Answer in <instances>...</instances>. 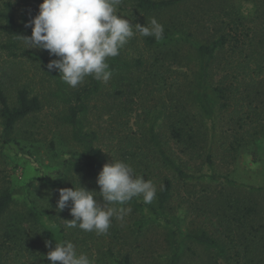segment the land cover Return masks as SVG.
<instances>
[{
	"label": "rangeland",
	"instance_id": "374dc122",
	"mask_svg": "<svg viewBox=\"0 0 264 264\" xmlns=\"http://www.w3.org/2000/svg\"><path fill=\"white\" fill-rule=\"evenodd\" d=\"M36 5L25 0H0V89L14 103L18 89L27 85L43 98L45 104L43 110L18 124L9 142L4 141L0 117V190H10L14 198L8 217L0 221V259L6 264H42L39 257H36L37 261L35 259L38 255H34L40 253L42 247V220L60 231L68 220L73 219L69 210L71 201L63 211L56 209L58 189L79 188L73 182L80 180V165L86 158L83 147L72 139L70 129L63 123L55 79H50L42 63L33 56L39 49H26L25 43L15 51L5 48L8 35L2 13L11 8L18 17ZM133 8L130 0H122L117 12L132 23ZM183 8L195 10L196 16L189 25L193 35L184 46L182 63L187 74H180V80L192 79L200 68L195 42L209 43L219 37L222 26L230 33L211 69V83L220 85L222 80L229 87L230 103L227 110L218 113V149L213 157L214 167L207 165L203 158L185 157L190 165L187 171L192 176L186 183L174 179L177 181L176 197L171 203L173 209L167 215L168 221L153 211L152 205L157 206L156 202L145 204L142 196L134 197L124 205L107 204L100 197L99 185L95 182L94 199L98 203L130 211L121 219L112 218L123 234L128 235L127 241L115 242L114 253L118 256L109 255V246L104 245L106 256L98 262L93 245L84 246V234L79 233L73 238L77 252L87 254L92 264H115L116 257L122 258L121 253H131L133 264H172L173 256L178 253L174 264H209L207 248L193 238L197 229L206 230L226 248L230 247L227 254H232L230 258L233 259L220 258L219 264H264V0H186ZM222 9L229 10V14ZM133 30L135 32L134 24ZM122 49L128 57L139 55L144 51L141 35L136 32ZM165 76L163 90L162 86L159 90L157 85L146 87L143 83L134 93L135 102L116 103L110 114L103 113L108 108L107 102H99L101 108L91 110L87 122L90 128L99 132L98 145L107 156L105 163H110L112 158L120 160L112 156L111 144L126 138L136 139L146 132L140 130V125L145 121L144 130H147L155 120L156 109L152 104L157 103L160 107L163 97L170 100L176 74L165 70ZM223 102L221 99V104ZM250 102L257 110L251 112L252 120L247 119L240 128L232 111L248 108ZM242 135L246 139L238 151L227 153L223 141ZM246 204L256 211L247 222L244 221L246 217L243 220L246 208L238 212L239 206ZM147 216L152 219L145 227L139 226V219ZM17 218H27L20 227L21 238L25 240L26 237L24 242L3 233V224ZM45 236L54 243L64 242L59 235ZM235 250L241 251L238 257Z\"/></svg>",
	"mask_w": 264,
	"mask_h": 264
},
{
	"label": "trees",
	"instance_id": "16d2710c",
	"mask_svg": "<svg viewBox=\"0 0 264 264\" xmlns=\"http://www.w3.org/2000/svg\"><path fill=\"white\" fill-rule=\"evenodd\" d=\"M25 1H32L37 5L18 17L11 12V8L2 13L5 21L4 29L8 35L5 48L11 51H15L20 48V44L25 43L23 36H31V27H25V24L38 14L39 4L42 2V0ZM130 1L135 7L132 12L134 25L136 23L147 25L152 18H155L163 25L164 33L160 40H156L153 36H141L144 51L137 56L128 57L125 55L124 49L121 48L118 56L109 57L107 62L112 76L107 83L97 81L89 76L82 84L73 88L62 80L58 70L48 71L47 64L50 60L56 59L55 56H49L46 50H37L33 56L38 59L40 64L42 63L45 72L51 76L50 79H55L58 85L57 95H55L59 97V102L62 104L63 123L70 129L72 139L83 147L86 154L84 162L80 163L81 178L79 181H74L73 184L91 191H95L97 175L105 164L104 161H107L106 154L98 145L100 139L98 130L90 128L87 122V116L91 110L100 109L99 102H107L106 107L108 108L103 113L110 114L116 107V103L119 105L125 102H135L134 93H137V88H140L143 83L146 87L157 85L159 90L162 86L163 90L166 80L165 70L173 71L176 74L170 100H165L163 97L160 107L157 103L152 104L156 109L155 120L149 124L147 130H144L146 122L141 123L140 130L146 132L136 139L124 138V141L120 140L117 144L109 146H112L110 150L112 156H117L120 160L128 163L136 176H143L146 180H151L154 183L157 192L153 202H156L157 206L152 205V209L158 213L159 217H164L163 219L168 221L167 215L173 209L171 203L176 197L177 181L174 179L186 183L192 176L187 171L190 165L185 157L203 158L207 165L214 167L213 157L215 150L218 149L216 141L218 113L221 110H227L230 103L228 101L229 87L225 86L222 80L219 81L221 86L212 84L210 81L211 69L217 58V53L228 42L230 33H227L225 26L221 25L219 37L207 44L195 42L200 68L192 79L188 77L187 80H180V74H187L182 63L185 56L184 46L193 35L189 25L190 20L196 16V11L183 8L186 0ZM221 11H227L226 13L229 14L227 9ZM172 65L176 68H173ZM108 84L111 85L107 87ZM32 89L27 85L20 87L14 103H11L4 90L0 89V117L5 142L12 140V135L20 122L43 110L45 105L43 98L38 93H34ZM221 99L224 100L223 104H221ZM255 109L257 110L252 102L248 108L233 109L232 113L239 120L238 127H243L242 123H246L247 119L252 120L251 112H254ZM245 139L244 135L236 136L234 140L223 141V145L227 153L232 154L238 151ZM227 181L235 184L233 180L227 179ZM13 202V193L10 190H0V221L8 217L7 212ZM244 206H239L238 212L246 208L243 220L246 217L244 221L247 222V218L255 215L256 211L254 207H248V204ZM143 218L139 219V226L145 227L152 216ZM25 219L27 218H17L14 222L3 224L4 235L9 238L14 235V237L22 239L20 227ZM42 226L44 229L42 247L39 249L40 253L34 254L38 255L35 256V259L39 257L42 264H51L47 259V253L54 248L45 246V241H50L45 235H50L51 238L59 235L63 241L73 242L76 235L84 234V246L88 243L90 246L93 245V248L96 249L95 255L98 262L102 260V256H106L104 245L109 246V255L115 257L118 256L116 252L114 253L115 242L121 239L125 242L128 237L127 234H123L115 220L111 222L107 234L101 235H97L94 231L86 232L79 227H65L58 231L53 224L46 220H42ZM192 235L200 245L207 248L210 254L209 264H213L214 260L218 263L220 258L228 256L230 247L227 246V249L219 239L210 235L206 230L197 229ZM24 241H26V237L25 240L22 239V242ZM51 245L55 246L56 243L51 242ZM231 249L233 250L234 246ZM211 251L215 252L211 253ZM234 253L238 257L241 251L235 250ZM120 255L122 258L116 257L113 261L115 264H133L131 253H121ZM178 256L179 253L173 256L172 264L178 260ZM230 257L233 255L228 256V259L232 260L233 258ZM17 263L22 264V262ZM0 264H6V262L2 263L0 259ZM56 264H60V262H56Z\"/></svg>",
	"mask_w": 264,
	"mask_h": 264
},
{
	"label": "clouds",
	"instance_id": "9594fccd",
	"mask_svg": "<svg viewBox=\"0 0 264 264\" xmlns=\"http://www.w3.org/2000/svg\"><path fill=\"white\" fill-rule=\"evenodd\" d=\"M122 0H42L39 12L25 27H31V36H23L26 49L46 50L55 56L47 64L49 72L58 70L61 78L75 88L91 76L107 83L112 76L107 62L116 57L124 45L138 32L143 37L160 40L164 27L155 18L149 24H133L117 12ZM100 197L107 204L124 205L134 197L142 196L145 204L156 198V186L143 176H136L126 162L114 160L105 163L97 175ZM56 209L63 211L71 201L66 228L79 227L97 235L107 234L112 218L121 219L130 211L123 207H104L94 199L95 191L85 187L60 188ZM51 247V241H45ZM51 264H92L87 254L78 253L70 241L56 243L47 253Z\"/></svg>",
	"mask_w": 264,
	"mask_h": 264
}]
</instances>
